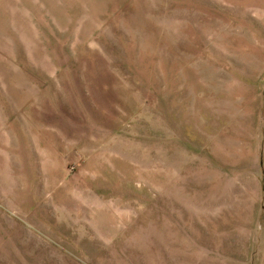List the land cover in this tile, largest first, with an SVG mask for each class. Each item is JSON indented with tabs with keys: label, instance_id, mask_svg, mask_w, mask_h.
Segmentation results:
<instances>
[{
	"label": "rangeland",
	"instance_id": "obj_1",
	"mask_svg": "<svg viewBox=\"0 0 264 264\" xmlns=\"http://www.w3.org/2000/svg\"><path fill=\"white\" fill-rule=\"evenodd\" d=\"M0 264H264V0H0Z\"/></svg>",
	"mask_w": 264,
	"mask_h": 264
},
{
	"label": "crops",
	"instance_id": "obj_2",
	"mask_svg": "<svg viewBox=\"0 0 264 264\" xmlns=\"http://www.w3.org/2000/svg\"><path fill=\"white\" fill-rule=\"evenodd\" d=\"M47 3H49V0H47Z\"/></svg>",
	"mask_w": 264,
	"mask_h": 264
}]
</instances>
